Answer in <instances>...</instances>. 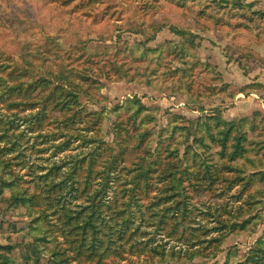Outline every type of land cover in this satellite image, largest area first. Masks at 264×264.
<instances>
[{
  "label": "trees",
  "instance_id": "trees-1",
  "mask_svg": "<svg viewBox=\"0 0 264 264\" xmlns=\"http://www.w3.org/2000/svg\"><path fill=\"white\" fill-rule=\"evenodd\" d=\"M41 1L43 6L54 1L69 6L74 0ZM129 1L135 4L134 17L139 16L141 5ZM88 4L81 7L86 9ZM144 4L146 13L157 14L167 6L171 13L196 11L199 23H229L255 32L259 40L264 37L260 0H145ZM10 8L29 22L25 32L33 34L40 27L37 32L43 34V44L21 43L15 32L13 45L7 49L3 44L0 49V229L6 226L10 234H17L14 243L11 235L8 243H2L0 236V264H217L208 259L216 257L230 235L258 229L262 217L253 209L264 199V156L259 149L264 142V121L248 122L258 134L250 139L237 123L216 115L192 121L171 116L168 127L157 128L156 119L135 97L116 107L113 138L106 139L105 109L91 108L83 101L85 97L101 102L106 82L127 74L140 82L152 76L161 86L190 94L194 101L232 96L228 85H218L223 80L216 67L199 60L194 63L192 52L198 47L194 35L185 37L189 32L171 23L184 40H169L157 47L140 41L128 52L92 50L86 42L80 47L66 45L51 33L55 29L34 22L30 0H19ZM118 8L119 4L109 3L108 11L95 22L112 18ZM12 15L8 14V35L13 21L21 22ZM163 26L154 24L142 32L150 41ZM246 52L231 54L230 60L245 69L253 63L264 65L256 51ZM178 58L184 65L193 62L189 71L175 66ZM80 59L82 68L75 65ZM201 70L205 72L199 75ZM249 88L261 90L264 85L256 82ZM19 118L37 136L64 138L56 145L46 140L49 145L43 152L53 146L59 153L79 151L37 171L29 166L21 174L26 159L17 153L24 139L16 138ZM230 196L238 202L230 201ZM205 198L221 205L205 211L204 219L214 223L211 227L189 225L201 231L191 232V238L180 231L179 223L193 213V201ZM162 231L190 249L173 246L167 250L155 238ZM237 254V249L232 251L227 264H264V235L243 259L231 261ZM197 258L203 260L197 262Z\"/></svg>",
  "mask_w": 264,
  "mask_h": 264
},
{
  "label": "rangeland",
  "instance_id": "rangeland-1",
  "mask_svg": "<svg viewBox=\"0 0 264 264\" xmlns=\"http://www.w3.org/2000/svg\"><path fill=\"white\" fill-rule=\"evenodd\" d=\"M90 1L92 0H74L69 6H63L60 3L61 1H54L48 2L46 6H43L41 0H30V5L34 6L33 12H31L32 20L38 23L43 22L45 29H55L51 33L58 35L59 40L66 45L76 44L77 47H80L86 42L87 46L92 50L109 48L111 52H128L140 41H144L152 47H157L169 40L180 42L192 34L198 43V47L192 52L194 63L198 62V60L204 63H211L216 67L217 76L223 80L218 85H228V90L232 93V96L221 94L216 99H209L205 96L203 101H194L191 99L190 94H181L173 91L171 87L161 86L152 76H147L142 82L138 80L132 81L131 77H128L129 74L118 81H107V86L102 88V94L105 98L101 102L94 103L91 100L88 101L85 97L83 98V101L88 103L89 107L104 108L108 114V118L102 126L104 133H106V139L113 138L111 131L117 121L116 107L125 104L127 99L135 97L139 99L144 107L148 108L149 113L156 119L157 128L168 127L171 116L184 117L192 121L202 115H216L223 120L237 123L241 133L248 136L249 139L258 137L257 132L250 129L248 122L255 120L257 123H262L264 121V102L257 95L261 93L260 89L254 91L249 88L251 85L256 84L252 82V77L249 73L260 66L258 63H253L248 69H245L235 59L230 60L231 54L238 56V53L243 52V54H239L243 56L249 49H253L259 55V58L261 57L259 46L262 38L260 40L257 39L255 32H250L244 27H232L229 23L215 24L210 20H204L199 23V15L196 11L188 14L179 11L171 13L169 6L161 9L157 14L146 13L148 9L144 4L145 0L136 1L137 4L141 5L139 16L137 17H134L133 13L135 4L132 5L129 0H97L94 5H89ZM18 2L19 0H0V49L3 44H5L7 49L13 45L12 39L15 32L20 34L21 43H31L30 45L32 46L43 44V34L37 32L40 27L36 28L33 34L25 32L24 29L29 25V22L23 20L22 15L16 16L15 12L11 10V5L18 4ZM109 3L119 4L117 13L108 20L96 23V17H100L108 11ZM87 4L86 9L81 7ZM163 4L167 3L163 2ZM260 5L261 7L264 6V0H260ZM75 9L78 10L75 11ZM8 14H13L12 17H17L21 21H13L14 29H12V34L10 35H8L7 26ZM171 23H177L180 29H184L189 33L184 37L172 28ZM154 24H164V26L160 29L156 38L149 41L147 35L142 31L143 29H152ZM129 26L134 27L136 30L128 29ZM15 27L17 28L15 29ZM253 46L257 47L254 48ZM181 59H177L175 66L181 70L187 69L189 71L193 62L188 61L184 65L180 61ZM75 65L78 68H82L83 60H78ZM204 72V70H201L199 75ZM159 73L163 76L162 70ZM102 81L106 80L103 78ZM200 106H204V109L202 110ZM2 111L4 119L8 120L6 116L8 112L4 109ZM28 112L30 113V110ZM19 123L20 126L16 130V138L21 140L24 137V139L21 141L22 146H20V150L17 153L21 154V158L26 159V166L20 170L21 174L28 171L29 166L34 167L37 171L40 167H49L53 161H60L68 153H77L79 151L77 148L59 153L57 148L53 146L47 152H43L42 149L49 145L44 143L46 140L56 145L64 138L57 140H53V136L42 138L37 136V133L28 127V123L22 121V118H19ZM52 129L56 128L53 127ZM79 142L80 140L76 141L74 145L77 146ZM259 149L264 156V142L259 145ZM44 172L39 171V173ZM228 198L230 201L238 202L233 196ZM190 205L193 207V213L187 220L179 223V229L180 231L184 230L187 236L193 238L191 232L199 234L201 231L191 230L189 225L199 227L202 223H206L208 227H211L214 223L204 219L205 211H207L209 206L212 209L219 208L221 203L205 198L201 201H193ZM253 213H258L262 217L258 229L255 232H242L237 235H230L221 245L216 257L208 259L210 263H229V254L235 249L238 250V254L235 257L231 256V261L233 259H243L251 252L255 242L264 235V199L262 203L255 206ZM16 217V215H13L11 218L15 220ZM0 218H2L1 211ZM191 218L194 219L192 223L189 221ZM136 223H139V220ZM147 229L149 231L154 230L153 227H148ZM9 235L13 239L11 243L17 241L16 233L10 234L6 226L4 230L0 229L2 243L10 242L7 239ZM155 238H157L158 243L164 244L167 250L173 246L176 249L181 247L190 249L187 244L179 243L167 236V231L155 233ZM202 239H204L203 236ZM197 247L200 246L198 245ZM202 260V258L196 259L197 262Z\"/></svg>",
  "mask_w": 264,
  "mask_h": 264
},
{
  "label": "crops",
  "instance_id": "crops-1",
  "mask_svg": "<svg viewBox=\"0 0 264 264\" xmlns=\"http://www.w3.org/2000/svg\"><path fill=\"white\" fill-rule=\"evenodd\" d=\"M253 47L256 48L257 46H253ZM259 49H260V56L264 58V37H262V39L260 41ZM249 75L252 77V82H255V83L256 82H260L261 84L264 85V65L260 66L259 68L253 69L249 73ZM243 76H245V75H243ZM248 78H249V76H248ZM257 95L260 96L261 97V101L264 102V88L261 89V93L257 94Z\"/></svg>",
  "mask_w": 264,
  "mask_h": 264
}]
</instances>
